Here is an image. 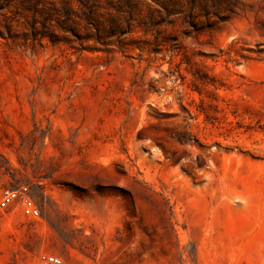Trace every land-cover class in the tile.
<instances>
[{
  "label": "rangeland",
  "instance_id": "1",
  "mask_svg": "<svg viewBox=\"0 0 264 264\" xmlns=\"http://www.w3.org/2000/svg\"><path fill=\"white\" fill-rule=\"evenodd\" d=\"M22 184L0 264H264V0H0Z\"/></svg>",
  "mask_w": 264,
  "mask_h": 264
},
{
  "label": "built area",
  "instance_id": "2",
  "mask_svg": "<svg viewBox=\"0 0 264 264\" xmlns=\"http://www.w3.org/2000/svg\"><path fill=\"white\" fill-rule=\"evenodd\" d=\"M0 209L18 211L26 218L35 219L40 216V207L31 196L28 185L4 186L0 189ZM31 264H67L61 256L44 252Z\"/></svg>",
  "mask_w": 264,
  "mask_h": 264
},
{
  "label": "trees",
  "instance_id": "3",
  "mask_svg": "<svg viewBox=\"0 0 264 264\" xmlns=\"http://www.w3.org/2000/svg\"><path fill=\"white\" fill-rule=\"evenodd\" d=\"M89 16H90V14H87V15H86V17H89ZM86 19H87V18H86Z\"/></svg>",
  "mask_w": 264,
  "mask_h": 264
}]
</instances>
